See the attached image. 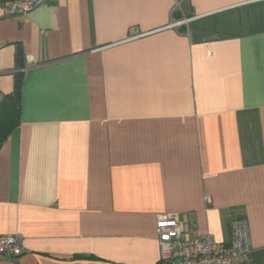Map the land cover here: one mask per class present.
Listing matches in <instances>:
<instances>
[{"label":"crops","instance_id":"1","mask_svg":"<svg viewBox=\"0 0 264 264\" xmlns=\"http://www.w3.org/2000/svg\"><path fill=\"white\" fill-rule=\"evenodd\" d=\"M26 17L0 6V102L22 76L0 233L23 248L0 264H161L158 213L222 243L244 217L233 264H264V0H55Z\"/></svg>","mask_w":264,"mask_h":264},{"label":"built area","instance_id":"2","mask_svg":"<svg viewBox=\"0 0 264 264\" xmlns=\"http://www.w3.org/2000/svg\"><path fill=\"white\" fill-rule=\"evenodd\" d=\"M55 0H1L4 16H20L26 20L27 14L37 6L52 4ZM57 1V0H56ZM189 20L172 22L178 26ZM156 239L161 264H233L251 251L250 229L244 217L230 221L226 243L216 242L206 232L186 239L182 235L177 219L163 213L156 214ZM20 233H0V256L15 258L23 253L19 244Z\"/></svg>","mask_w":264,"mask_h":264},{"label":"trees","instance_id":"3","mask_svg":"<svg viewBox=\"0 0 264 264\" xmlns=\"http://www.w3.org/2000/svg\"><path fill=\"white\" fill-rule=\"evenodd\" d=\"M21 84V73L16 72L13 90L4 95L0 102V144L19 120Z\"/></svg>","mask_w":264,"mask_h":264}]
</instances>
